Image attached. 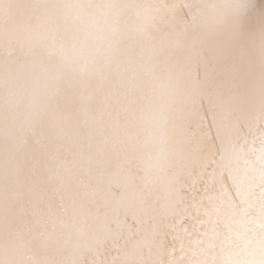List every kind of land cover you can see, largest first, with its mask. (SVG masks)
<instances>
[{
	"label": "snow or ice",
	"instance_id": "obj_1",
	"mask_svg": "<svg viewBox=\"0 0 264 264\" xmlns=\"http://www.w3.org/2000/svg\"><path fill=\"white\" fill-rule=\"evenodd\" d=\"M0 264H264V0H0Z\"/></svg>",
	"mask_w": 264,
	"mask_h": 264
}]
</instances>
